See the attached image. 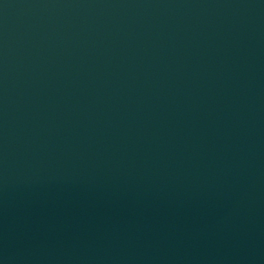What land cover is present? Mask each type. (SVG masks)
Wrapping results in <instances>:
<instances>
[{
	"label": "water",
	"instance_id": "1",
	"mask_svg": "<svg viewBox=\"0 0 264 264\" xmlns=\"http://www.w3.org/2000/svg\"><path fill=\"white\" fill-rule=\"evenodd\" d=\"M0 264H264V0H0Z\"/></svg>",
	"mask_w": 264,
	"mask_h": 264
}]
</instances>
